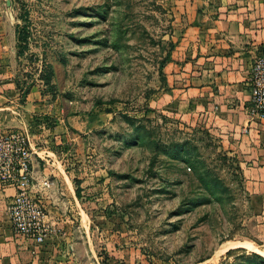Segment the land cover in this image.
Instances as JSON below:
<instances>
[{"label":"rangeland","instance_id":"1","mask_svg":"<svg viewBox=\"0 0 264 264\" xmlns=\"http://www.w3.org/2000/svg\"><path fill=\"white\" fill-rule=\"evenodd\" d=\"M0 1L20 50V33L29 47L13 64L0 128L55 152L74 189L80 182L84 213L72 212L71 236L80 264H221L235 249L264 256V221L244 178L217 156L240 160L205 126L161 110V68L174 48L165 0ZM48 65L53 89L40 78ZM183 141L227 187L222 203L179 213L205 193L190 166L166 154Z\"/></svg>","mask_w":264,"mask_h":264},{"label":"crops","instance_id":"2","mask_svg":"<svg viewBox=\"0 0 264 264\" xmlns=\"http://www.w3.org/2000/svg\"><path fill=\"white\" fill-rule=\"evenodd\" d=\"M165 1L175 12L174 48L163 69L161 110L188 124L203 125L223 139L240 160L251 211L264 221V121L249 115L252 66L264 56V0ZM2 5L0 1V116L10 109L8 97L15 89L11 71L20 56ZM3 132L7 131L0 128ZM32 147L36 153L48 152ZM32 169L36 179L48 175L65 192L64 200L57 195L44 200L46 221L60 233L42 248L17 239L8 212L16 189L0 183V264H80L71 241L72 212L84 211L73 181L56 163L45 166L36 156Z\"/></svg>","mask_w":264,"mask_h":264},{"label":"built area","instance_id":"3","mask_svg":"<svg viewBox=\"0 0 264 264\" xmlns=\"http://www.w3.org/2000/svg\"><path fill=\"white\" fill-rule=\"evenodd\" d=\"M250 117L264 121V56L252 66ZM36 156L45 166L59 163L55 152H34L28 135L10 131L0 133V183L14 187L16 195L8 205L11 227L17 239L31 241L36 247L48 245L59 235L56 225L49 224L46 198L57 195L64 200L65 192L52 177L36 179L32 163Z\"/></svg>","mask_w":264,"mask_h":264},{"label":"trees","instance_id":"4","mask_svg":"<svg viewBox=\"0 0 264 264\" xmlns=\"http://www.w3.org/2000/svg\"><path fill=\"white\" fill-rule=\"evenodd\" d=\"M19 40L20 42H22V44H24V46L20 50V54H24L26 51H28L29 48L27 43L28 37L27 35H22L20 33ZM167 61L162 65L161 68L162 75H163V69ZM53 77H54V71L52 66L50 65L46 66L40 75V78L44 82V84L51 89L54 88L52 84ZM29 93H30V88H26L23 93L24 95L23 97H26ZM128 120L132 122V120L130 119ZM140 138L142 141H144L143 137ZM136 141H137L136 139L133 140V142ZM152 145L155 148L159 147L158 142L155 143L152 142ZM166 154L169 157V159L172 161H178L183 164L189 165L191 170H193L194 175L200 181L201 188L204 189L205 192L199 197H195L193 199L187 200L179 210V213L187 212L194 207L212 203L214 201L219 203L223 202L224 196L228 192V189L223 184L222 180L215 174L214 170L205 167L204 161L201 158L198 147L192 145L189 141L173 142L172 144L169 145L168 148H166ZM217 158L218 160H222L223 163L225 164L230 163L233 166L235 164L236 166L235 170H237L238 173H240L243 177V171L241 168L240 161H238L236 158L229 157L227 153L218 154ZM75 183H76V188H75L76 195L77 197H80L82 192V189H80V182L75 181ZM241 253L243 254L239 255ZM245 253L246 250L244 249L230 250L222 257L221 264H264V256L258 254L245 255ZM232 257H235L233 261H231Z\"/></svg>","mask_w":264,"mask_h":264}]
</instances>
